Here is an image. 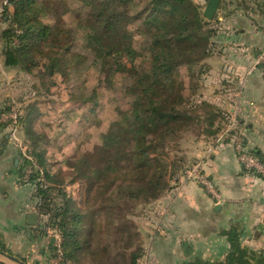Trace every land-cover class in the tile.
I'll use <instances>...</instances> for the list:
<instances>
[{"label": "trees", "instance_id": "1", "mask_svg": "<svg viewBox=\"0 0 264 264\" xmlns=\"http://www.w3.org/2000/svg\"><path fill=\"white\" fill-rule=\"evenodd\" d=\"M8 1L14 10L8 18L10 28L3 34L5 66L19 68L42 82L61 74L63 58L40 57V46L51 40L63 41L62 37L69 36L71 31L63 26L60 17L55 24L44 23L45 16L53 11L47 0ZM80 2L87 11L83 25L76 27L83 31L85 48L94 54L99 76H107L102 80L107 90L112 88L109 92L112 91L116 84L114 90L121 88L127 98L103 119L108 129L101 134V143L81 157L78 171L74 165L71 167L80 175L72 174L70 178L71 182L85 180L87 200L97 207L95 212L110 217L114 212L130 210L137 203L152 204L172 190L170 180L180 167L169 157V148L193 123L208 122L207 138L214 139L219 134L222 125L214 128L215 121L219 116L226 118L227 114L199 94L208 71L205 62L216 54L213 40L218 27L214 19L209 21L204 17L202 5L194 0H148L146 4L139 3V8L144 7L135 14L132 7L136 0ZM135 23L140 27L133 29ZM14 37L18 45H13ZM120 78L129 81L123 86L116 83ZM98 91L95 88L93 95ZM118 100L111 99L113 103ZM36 104L27 105L25 117H21L24 133L41 168L29 182L35 184L45 226L61 232L64 259L70 262L89 245L88 241H82L80 232L82 221L84 224L85 217L90 215L81 213L48 168L46 151L41 150V133L33 129L36 118L41 116ZM78 105L83 109V104ZM199 109L200 112L211 109L205 121L198 115ZM251 153L264 164L263 157ZM76 159L73 157L70 165ZM118 217L123 227H127L124 220L127 215ZM90 229L86 230L93 236ZM228 235L232 252L227 264H250V255L240 249L236 234L231 231ZM0 252H8L1 231ZM126 253H121L122 259L138 264L145 251L138 248Z\"/></svg>", "mask_w": 264, "mask_h": 264}, {"label": "crops", "instance_id": "2", "mask_svg": "<svg viewBox=\"0 0 264 264\" xmlns=\"http://www.w3.org/2000/svg\"><path fill=\"white\" fill-rule=\"evenodd\" d=\"M213 22L218 27L213 40L216 54L205 62L208 71L199 94L223 110L229 107L228 100L233 101L228 109L232 114L223 119L219 116L214 128L222 125L221 132L230 118L236 117L245 147L264 159V64H259L264 57V0H220ZM2 67L0 231L12 252L38 249L43 264H47L45 243L49 237L43 234L46 218L39 213L35 184L23 179L21 152L9 139L5 109V97L9 95H4L3 88L5 82L10 86L13 74L21 71L5 66L0 58ZM194 138H189V155L193 162H205L206 173L222 199L215 202L194 182L184 183L171 196L166 194L158 207H151L149 223H143L147 263L227 264L232 252L228 233L232 231L240 249L250 255V264H264V177L246 169L229 142L217 146L207 157L204 144L216 138ZM33 214L40 216L38 225L29 223Z\"/></svg>", "mask_w": 264, "mask_h": 264}, {"label": "rangeland", "instance_id": "3", "mask_svg": "<svg viewBox=\"0 0 264 264\" xmlns=\"http://www.w3.org/2000/svg\"><path fill=\"white\" fill-rule=\"evenodd\" d=\"M47 1L53 11L52 13L50 12V15L45 16L44 23H54L60 17L63 26L71 32L69 36L62 37L63 41L57 39L56 41L51 40L48 43L41 44L39 56L60 60L63 58L62 73L56 74L52 78H45V82H42L41 79L22 71L21 73L16 72L13 74L10 86L5 82L3 88L5 91L4 95H9L5 97V109L9 115L7 124L10 125L13 121L10 117L13 114V109L18 110L20 114L19 124L22 128L18 132V137L27 146L33 156L35 153H32V145L24 133L21 117H25L24 108L27 105L37 103V111L41 116L39 115L36 118L33 123V129L37 134L41 133L39 134L42 140L41 150L44 149L46 151L48 168L51 173H55V182L64 185L67 194L76 203L81 213L84 212L90 215L89 217H85L84 224L82 221V233L80 232L82 241H88L89 245L84 247V251L78 252L75 260L70 262H66L64 259L61 232L57 228H47L46 226L43 228V234L49 237V241L45 243L48 249L46 250L49 253L47 264H129L127 263L128 259L121 258V253L127 252L129 254L138 248H142L145 251L142 258L138 260V264H148L146 260L148 242L147 235H145L147 231L144 229L143 223H149L151 220L149 218L151 207L153 206V209L158 207V203L162 198L148 205L137 203L130 210L126 208L123 213L117 211V214L114 212V215L109 217L104 214H97L95 212L97 207L95 208L92 200H87L89 194L87 195L86 192L85 180L77 179L75 182H71L70 176L72 174L80 175V173L73 171L72 169L74 168L71 167L74 165L78 171V162L81 157L83 156L84 158L87 153L101 143V134L108 129L107 121H103V119L109 117L110 110L115 105H119L127 97H125L126 94L124 91H121V88L114 90L116 84L112 91L109 92V89L112 88L107 90L108 87L103 83L107 76H103L102 78L99 76L98 64H96L94 54L85 48L86 43L83 31L77 29L76 26L83 25V18L87 8L83 7L80 0ZM147 1L136 0V4H133L132 7V13L135 14V11L138 12L144 7L143 5L142 8H139L140 2L146 4ZM194 1L200 3L204 9L203 11H205L208 2L205 0ZM6 2H8L7 5L5 4ZM13 10V6L8 0H0V58L4 59V64L5 39L3 38V34L10 28L8 18L13 13ZM138 25L139 23H135V28L133 29L140 27ZM13 45H18L16 37L13 38ZM66 48H70L69 53L66 52ZM2 70H5L4 67L0 68V75L3 73ZM36 72H39V70ZM128 81V78H120L116 83L124 86ZM95 88H98L99 91L96 95H93ZM111 99L119 100L113 103ZM227 102L229 107H226L224 111L227 115H230L232 113L228 112V109L233 101L228 100ZM78 104H83V109L82 107H78ZM200 111L201 109L198 110V115H201L202 121H205L209 117L208 114H210L211 109L204 110L203 112ZM207 130L208 122H195L170 146L169 157L180 167L177 170L178 172L176 171L175 177L170 180L172 188L168 192L170 196L176 193L180 186L187 183L179 179L182 172L200 161L193 162L194 159L189 155L191 150L188 144L189 138L195 139L194 137L200 138L201 136H205L206 138L207 134L205 132ZM9 139H11L10 134ZM204 150L206 151V149ZM75 156L77 159L73 160L70 165V160ZM25 166L27 167V165ZM25 168L23 167V176ZM36 171H41V168H37ZM120 214L127 215L124 219L128 222L127 227H123L124 224L120 223L121 220L118 217ZM110 219H113V223ZM89 227L91 228L90 231L94 232L93 236L86 230ZM92 227H95V229L92 230ZM120 228H122L121 232L119 231ZM127 230L130 232H127ZM121 236L122 240H120ZM58 245L61 246L62 254H59L57 251ZM6 248L8 250L6 253L25 260L24 262L27 264H43L44 262L38 249L21 253L12 252L7 245ZM0 263L16 264L1 255Z\"/></svg>", "mask_w": 264, "mask_h": 264}, {"label": "built area", "instance_id": "4", "mask_svg": "<svg viewBox=\"0 0 264 264\" xmlns=\"http://www.w3.org/2000/svg\"><path fill=\"white\" fill-rule=\"evenodd\" d=\"M6 5L8 2L5 3ZM259 64H264V57H261ZM19 111L13 109V114L10 116L12 122L10 124V137L19 151L21 152L23 158V167L25 173L23 179L25 182L29 183V179L32 176L33 172L39 169L37 159L29 152L27 146L18 137V132L21 130V125L19 124ZM229 142V145L233 148L238 160L240 163L249 170H255L264 177V164L257 158V156L251 154L248 149L245 147L244 136L239 128V123L236 117L230 118L228 123L221 130L219 136L216 139L212 140L206 145V155L209 157L217 148L224 143ZM181 180L185 182H194L201 186L215 202H219L222 199V195L219 192L217 186L210 180L206 173L205 162L200 160L189 168H187L182 175L180 176ZM58 252H61V246L58 245Z\"/></svg>", "mask_w": 264, "mask_h": 264}, {"label": "water", "instance_id": "5", "mask_svg": "<svg viewBox=\"0 0 264 264\" xmlns=\"http://www.w3.org/2000/svg\"><path fill=\"white\" fill-rule=\"evenodd\" d=\"M219 4H220V0H209L208 1L207 6H206L205 11H204V17L207 20L212 21L214 19L215 15L218 12ZM39 217L40 216L38 214L30 215L29 223L31 225H38ZM0 255L7 258L9 261H11L13 263L27 264L26 262H24L20 258L13 256L11 254H8L6 252H0Z\"/></svg>", "mask_w": 264, "mask_h": 264}]
</instances>
